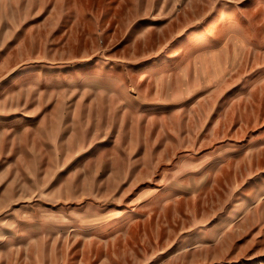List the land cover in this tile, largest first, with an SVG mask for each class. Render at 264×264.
Here are the masks:
<instances>
[{"label":"rangeland","instance_id":"rangeland-1","mask_svg":"<svg viewBox=\"0 0 264 264\" xmlns=\"http://www.w3.org/2000/svg\"><path fill=\"white\" fill-rule=\"evenodd\" d=\"M0 264H264V0H0Z\"/></svg>","mask_w":264,"mask_h":264},{"label":"bare ground","instance_id":"bare-ground-1","mask_svg":"<svg viewBox=\"0 0 264 264\" xmlns=\"http://www.w3.org/2000/svg\"><path fill=\"white\" fill-rule=\"evenodd\" d=\"M170 192V191H169Z\"/></svg>","mask_w":264,"mask_h":264}]
</instances>
